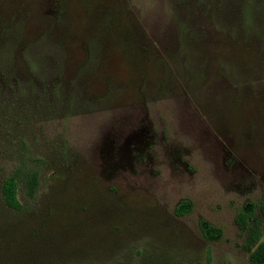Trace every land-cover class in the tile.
Returning <instances> with one entry per match:
<instances>
[{"label":"rangeland","instance_id":"rangeland-1","mask_svg":"<svg viewBox=\"0 0 264 264\" xmlns=\"http://www.w3.org/2000/svg\"><path fill=\"white\" fill-rule=\"evenodd\" d=\"M252 206L264 0H0V264H250Z\"/></svg>","mask_w":264,"mask_h":264},{"label":"trees","instance_id":"trees-1","mask_svg":"<svg viewBox=\"0 0 264 264\" xmlns=\"http://www.w3.org/2000/svg\"><path fill=\"white\" fill-rule=\"evenodd\" d=\"M37 186L36 175H31L28 180V194L33 195ZM2 199L4 204L13 210H21L22 204L17 196L16 175H11L4 179L1 187ZM186 201H182L176 208L177 214L187 212ZM254 207L246 208L237 215V222L245 230L244 248L248 252L250 264H264V241L261 238V227L254 220ZM201 233L206 240H213L219 237L220 230L211 223L201 220L199 222Z\"/></svg>","mask_w":264,"mask_h":264}]
</instances>
